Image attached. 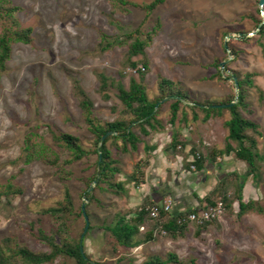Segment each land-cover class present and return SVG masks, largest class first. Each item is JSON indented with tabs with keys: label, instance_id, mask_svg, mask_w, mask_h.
Here are the masks:
<instances>
[{
	"label": "rangeland",
	"instance_id": "1",
	"mask_svg": "<svg viewBox=\"0 0 264 264\" xmlns=\"http://www.w3.org/2000/svg\"><path fill=\"white\" fill-rule=\"evenodd\" d=\"M128 1L143 4L152 0ZM9 2L17 9L14 16L19 26L30 28L31 32L28 43L11 44L10 58L0 73V184L9 182L21 189L9 203L4 198L1 200L0 239L10 237L33 252H47L48 247L30 232L31 224L46 233L55 226L53 218L42 210L55 206L62 199L65 187L75 207L83 205L84 208L87 204L82 190L93 173L95 156L89 155L66 167L71 174L62 180L57 165L67 159L68 152L52 141L50 130L69 133L83 147H92V136L71 92V77L79 81L91 99L93 116L101 123L130 118L124 113L115 88L108 89L107 98L103 97L96 74L101 72L109 80H120L127 87L129 77L138 79L139 72L126 68L120 75L127 43L100 51L99 36L103 33L109 41L120 40L123 34L138 27L143 38L158 21L157 32L145 48L148 70L143 84L148 97L158 95L157 81L163 77L195 102L225 104L236 93L233 75L254 73L253 87L248 89L246 99L251 112L242 114L257 124L259 132L248 131L256 141L255 151L259 156L255 159L256 178L248 173V164L238 160L233 152L228 157L216 154L210 159L211 151H221L227 141V129L223 125L230 117L227 109L212 115V120L202 121L201 111L196 110L198 117L193 120L190 108L180 106L176 120L169 123V102L161 101L158 119L162 129H147L149 132L145 135L133 127L140 140L135 151L120 153L107 142L120 170L111 177V184L121 183L124 190L133 191L131 188L136 189L141 182L149 180L151 165H162V149L169 147L175 134L178 143L186 146H177L171 153L184 154V159L191 154V148L197 149L192 153L200 151L206 156L207 167L230 158L228 161L232 163L226 168L235 171L226 172L222 177L231 173L245 175L243 201H253L262 211L252 210L239 216L235 203L232 211L224 210L219 218L207 222L208 225L189 222L176 238L157 229L153 240L134 248H119L113 253L105 227L118 216L133 213L148 200L141 201L131 192L117 191L114 186L95 187L96 182H91L89 189L94 187L93 195L98 202L87 204L86 222L90 228L85 233L83 250L92 264H140L150 256L166 258L168 253L176 255L178 264H264V37L257 36L258 25L264 23V3L259 5V0H164L145 16L138 7L116 10L110 0ZM256 21L261 22L256 24ZM139 68L142 71L140 65ZM216 70L221 78L211 79ZM182 103L186 106L190 101ZM31 133L36 134L31 137L32 141L40 140L58 155L57 165L39 159L23 161L25 137ZM229 143L235 146L234 142ZM153 144L155 156L153 149H148ZM184 159L186 169L189 162ZM204 197L200 206L204 204ZM85 225L82 218H77L72 222L70 236L77 238ZM151 225L149 220L144 229H139L138 236ZM120 257L122 260L117 261Z\"/></svg>",
	"mask_w": 264,
	"mask_h": 264
},
{
	"label": "trees",
	"instance_id": "2",
	"mask_svg": "<svg viewBox=\"0 0 264 264\" xmlns=\"http://www.w3.org/2000/svg\"><path fill=\"white\" fill-rule=\"evenodd\" d=\"M110 2L116 10L124 11L127 6L138 7L144 11L145 16H148L157 6L162 4L164 0H152L149 3L143 4H136L128 0H110ZM16 10V7L12 6L9 0H0V73L5 69L6 62L10 58L11 44L14 42L28 43L30 41L31 29L21 28L19 26L14 16ZM260 22L261 21H256V24ZM157 29L158 21L149 32L144 33L143 38L140 37L141 30L138 27L123 34L120 40L116 39L109 41L103 33L99 36L98 48L100 51L107 50L115 44L127 43V49L121 61L120 75L123 74L126 68L135 69L139 72L138 79L133 76L129 77L127 87H124L120 80H109L108 77L101 72L96 74L99 81V91L103 93V97L107 98L106 91L108 89L112 87L115 88L116 97L123 105L124 113L130 115L129 119L117 118L111 122L101 123L93 116V103L91 99L81 87L79 81L71 77V92L82 112L83 120L87 125V131L92 136V147H83L79 139L69 133L50 130L52 141L58 147L68 152L67 159L63 160L60 165H57L59 157L56 153L40 140L35 142L32 141L31 137L33 135L36 136V134L31 133L25 137L23 147L25 155L23 161L28 163L34 159H39L51 165H57L58 174H61L62 180H65V177L71 174L70 171L66 170V167L89 155L95 156L93 173L84 183V188L82 190V196L88 201L87 204L98 202L97 198L93 195L94 187L91 190L89 189V184L93 181L96 182L95 187L99 184H104L107 188L114 186L118 188L117 191H124L121 183L111 184V177L119 173L120 170L116 165L117 159L112 156L111 150L106 144L110 142L111 146L120 153L135 151L140 140L135 134L133 127L138 128L140 132L145 135L149 132L147 129L153 131L162 129V124L158 119L161 101L169 102V123H173L176 120L180 106L190 108L193 120H196L198 117L196 110L203 113L202 120H207L209 117L212 115L214 116L222 110V108L213 107V105L218 103L216 101L203 103L195 102L188 97L187 93L182 92L178 88L176 89L173 82L163 77H159L157 81L158 95L151 98L148 97L145 85L143 84L144 74L148 70V58L145 48L157 32ZM257 36L264 37V23L259 25ZM230 49L232 53L235 52L234 49ZM215 76L221 78L219 71L216 70L215 75H211L210 78L212 79ZM253 76L254 73H246L242 76L238 74L233 75L237 83V100L231 106L224 108L227 109L230 114V117L223 123L224 127L227 129V141L224 149L221 151H211L210 159L212 160L216 154L229 155L233 152L238 160L248 164V173L256 178L258 168L255 159L259 156L255 151L256 141L248 135V131L257 134H259V132L257 130V124L251 119L244 117L242 114V112L248 114L251 112V110L248 109L246 99L248 89L253 87ZM258 92L259 98L262 99L263 95L261 91L258 90ZM183 100H188L192 102V104L186 106L182 105ZM233 100L234 93H232L231 99L226 100L225 104ZM155 105H157L156 108ZM182 115H184V113H182ZM182 118L185 120L184 116ZM107 132H111L112 134L105 135ZM103 136L104 138L101 140ZM229 141L234 142L235 146H232ZM99 142L100 145L97 147ZM180 145H183V147L186 146L185 143H178L174 134L168 148L174 150L177 146L180 147ZM194 149L191 148L189 151L192 155V160L189 164L195 165L196 168H201L206 161V156L198 151L199 157L195 158L194 153H192ZM231 177L233 178L232 180L230 179ZM244 180L245 175L240 176L236 173L223 176L213 187L212 191L205 195L204 204L201 208L205 209L208 206H213L216 201L220 199L226 211H232L233 205L237 203V214L239 216L252 210L261 212L262 208L256 207L253 201H243L242 191ZM20 193L21 189L12 183L0 184V203L3 198L4 202L9 203L11 198ZM154 203L156 202L148 200L146 203L135 208L133 213L126 216L120 215L112 224L105 227L106 231L110 234L111 240L109 246L113 253L119 250V248H134L153 240L154 230L157 229L164 230L165 233L172 238L180 236L184 230H186L189 222L184 221L178 223L177 221L192 209L181 211L171 210V212H160L158 218L152 220V225L149 229L139 237V227H144L150 220L148 218V212L144 211L143 207ZM87 204L84 206L83 210L86 218H89ZM138 208H140L139 211ZM42 212L53 218L55 226L49 230V233H46L41 227L34 228L33 224H31L30 232L33 237L43 242L49 250L47 252H33L27 246L18 243L16 240L10 237H4L0 239V264H92L90 257L83 250L85 233L90 228V224L87 226L85 225V227L83 226L84 230H82L77 238L70 236L72 222L79 217L82 218L84 224H86V220L84 219L81 207L74 206L68 188H64L63 197L55 203V206L48 207L42 210ZM204 224L205 223H203V225ZM208 224L209 223L206 222L205 225ZM121 260V257L117 259V261ZM170 263L178 264V258L173 253H168L166 258L150 256L140 264Z\"/></svg>",
	"mask_w": 264,
	"mask_h": 264
},
{
	"label": "crops",
	"instance_id": "3",
	"mask_svg": "<svg viewBox=\"0 0 264 264\" xmlns=\"http://www.w3.org/2000/svg\"><path fill=\"white\" fill-rule=\"evenodd\" d=\"M212 119H214L213 116L202 121ZM153 146L154 144L148 149H153L152 153L155 156L156 149L154 150ZM162 152V157L164 156V158H161L162 165L156 166V163L151 165L149 180L141 182L136 189L131 188L133 191H129L124 186L127 190H124L125 193L131 192L132 196H138L137 198L141 201L142 199L151 200L156 203L160 202L165 196H171L173 197V211L200 209L203 197L211 192L219 178L226 172L235 171L234 168H226L230 165L229 162L232 163V161H228L230 158L224 159L225 161H221V163H210L211 165L208 167L204 162L201 168H196L195 165L194 168H191L193 164L188 163L189 167L185 169L182 162L185 158L184 154L171 153L172 150L168 148V145L162 149ZM226 156L228 157V155ZM184 160L190 162L192 155L190 154Z\"/></svg>",
	"mask_w": 264,
	"mask_h": 264
},
{
	"label": "built area",
	"instance_id": "4",
	"mask_svg": "<svg viewBox=\"0 0 264 264\" xmlns=\"http://www.w3.org/2000/svg\"><path fill=\"white\" fill-rule=\"evenodd\" d=\"M195 158L199 157V153H194ZM191 168H194V165L191 166ZM173 205V201L171 197H166L162 199L158 203H154L152 205H146L143 207L144 211L148 212V218L152 221L158 218L160 215V212H171V208ZM140 208H138V211ZM224 212V204L219 199L216 201L215 205L208 206L205 209H192L189 211L184 217L178 219V223H182L184 221L196 223L197 225H201L203 223L209 222L211 220H214L216 218H219L220 215ZM140 230L144 229L143 226L139 227ZM162 233H164V230H161Z\"/></svg>",
	"mask_w": 264,
	"mask_h": 264
},
{
	"label": "water",
	"instance_id": "5",
	"mask_svg": "<svg viewBox=\"0 0 264 264\" xmlns=\"http://www.w3.org/2000/svg\"><path fill=\"white\" fill-rule=\"evenodd\" d=\"M264 3V0H259V5H262ZM258 27H259V25H258ZM224 47H226V44L224 43ZM233 81H234V86H235V96H234V100L231 102V103H229V104H215V105H213V107H217V108H225V107H229V106H231L236 100H237V83H236V81H235V78L233 77ZM183 102H185V100H183ZM187 103V102H186ZM189 104H192L191 102L189 103ZM156 106L157 105H155V108H156ZM108 134H112L111 132H107L105 135H108ZM104 135V136H105ZM104 136L103 137H101V140L104 138ZM99 145H100V142L98 143V145H97V147H99ZM94 183H95V181H93ZM91 188V187H90ZM81 209H82V213H83V215H84V219L86 220L87 218H86V216H85V212H84V210H83V205L81 206ZM86 226H87V222H86Z\"/></svg>",
	"mask_w": 264,
	"mask_h": 264
}]
</instances>
